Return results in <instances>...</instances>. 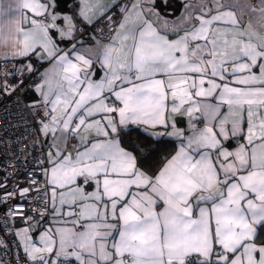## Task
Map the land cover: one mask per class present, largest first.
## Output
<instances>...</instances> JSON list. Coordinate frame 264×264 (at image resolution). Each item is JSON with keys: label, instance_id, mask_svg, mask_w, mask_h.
Instances as JSON below:
<instances>
[{"label": "snow or ice", "instance_id": "1", "mask_svg": "<svg viewBox=\"0 0 264 264\" xmlns=\"http://www.w3.org/2000/svg\"><path fill=\"white\" fill-rule=\"evenodd\" d=\"M211 2L215 14L196 0L169 20L157 0H136L114 24L107 8L82 0L83 21L105 16L115 32L97 57L103 72L93 73L91 58L75 44L73 58L50 32L69 42L82 34L73 16L55 11L57 0H0V40L19 45L16 56L54 61L37 88L50 105L44 133L79 141L49 157L52 210L77 209L66 213L73 227L38 241L18 233L30 264H264V0ZM25 10L50 23L31 19L25 29ZM213 96L218 103L198 99ZM183 116L189 135L176 126ZM201 117L198 128L192 120ZM142 126L179 140L154 173L121 143Z\"/></svg>", "mask_w": 264, "mask_h": 264}, {"label": "built area", "instance_id": "2", "mask_svg": "<svg viewBox=\"0 0 264 264\" xmlns=\"http://www.w3.org/2000/svg\"><path fill=\"white\" fill-rule=\"evenodd\" d=\"M129 0L117 2L105 16L118 24L120 8ZM115 4V5H116ZM101 16L82 29L79 38L95 35L108 41L113 30ZM46 20V16H42ZM27 61L8 57L0 59V261L3 264H30L17 244V222L33 231L51 218L47 170L50 167L48 144L41 133L50 105L31 101L27 93L42 79L41 70L31 71ZM71 141H77L73 138ZM28 191L25 193L24 190ZM54 259V258H53ZM73 264H76L73 261Z\"/></svg>", "mask_w": 264, "mask_h": 264}, {"label": "crops", "instance_id": "3", "mask_svg": "<svg viewBox=\"0 0 264 264\" xmlns=\"http://www.w3.org/2000/svg\"><path fill=\"white\" fill-rule=\"evenodd\" d=\"M119 1H121V0H92V2L95 4H98V6L100 8H107L108 10L111 9ZM4 2H5V4H7V3H9V0H4ZM41 2H46V0H41ZM135 2H136V0H129L126 8L130 9L132 4ZM185 2L195 3L196 0H167V4L169 3L168 5L167 4L164 5V4L160 3V0H157V3L159 4L158 10L167 19L174 20L177 17H179L181 15V13L184 11L182 5ZM221 2H224V0H221ZM237 2L240 4H243V3H245V0H237ZM252 2L253 3H259V0H252ZM71 4H73V5H71ZM70 5H71V7H70ZM81 6H82V0H70V2L68 3L69 9H65V7H63L61 5V8L64 9V11L63 12L59 11L57 8L58 7V3H57L55 11H57L61 16H64V15L73 16L74 22L77 24V27L82 31V29H84L88 25H91L92 23L89 24L86 21H83L82 17L79 16ZM209 7L213 8L212 14H215V5L211 2V0H209ZM73 8H74V10H72ZM166 10H172L173 12L175 10V11H179V12L175 16H171L173 13H168L171 11L167 12ZM225 10H228V9H221V11H225ZM231 10L237 11V9H231ZM245 11H247V9H245ZM237 14L239 15V12ZM122 15L120 16L119 21L122 19ZM255 15H257V14H253V16H255ZM20 19H21V25L25 29H31L32 28V25L30 23H27V21L31 20V19H35L38 22L44 23V24L50 23V19L46 18V20H43L42 16L34 15L33 13H31L27 10L24 11V16L20 17ZM119 21H118V23H119ZM57 23L61 24V26H63L62 21L58 20ZM253 29L256 31H260V27L256 23H253ZM50 32H51V34L55 35V39L57 40L59 48L62 51L69 52L71 54V56L74 58L75 52L73 51V44H75L76 50H79L81 52V54L91 58L94 61V66H93L92 72L93 73H97V72L102 73L103 72V69H101L99 67V63L97 62V57L100 54V52L102 51V46L111 43L112 38L115 35V32L112 34L111 39L108 41L101 40L93 34V35H90V37L79 38L78 42H69L67 40H61L59 37V33L56 32L55 29H51ZM4 33L6 36L9 34V29H8L7 24L4 25ZM77 35H79V33ZM170 38H174V37L170 36ZM19 48H20V46L16 45L13 42V40L10 38L7 40H0V59H5L8 57L21 59L23 61L29 62L34 69L41 70L42 79H41L40 83L33 90L30 91L29 98L31 101H40V100L44 101V96L42 95V93L40 91H37V88L43 83V74L46 72H49L52 69L54 61H49L47 59H40L36 55H29L26 57L14 55V53L19 51ZM97 78L102 79L103 76L102 75H100L99 77H97L96 75L92 76L93 80H95ZM217 82H220V81L217 80ZM205 87H207V84L205 85ZM44 91L45 92L47 91V86H45ZM198 99L203 103H213V104L218 103V100L216 99L215 96H213V97H201ZM186 106L187 105H185V107ZM224 110L225 109H222V111H224ZM194 115L198 116L200 114L196 113ZM49 119L50 118H48V120L44 123H48ZM192 123L195 124L198 128H202L204 126V121H203L202 117L200 120L193 119ZM176 126L178 128L183 129L185 131L186 135L191 134L189 117H187V116L177 117V125ZM149 129L151 130V132L153 131L151 128H149ZM155 131L163 132V131H165V129L158 127L157 129H155ZM167 131H171V128H169ZM41 133H42V136L44 137V139L46 140V142L48 144L49 157H50V154L52 157H55L57 149L59 148V149L63 150L65 147V143H67V146H68L67 150L68 151H72L74 147L79 146L78 139L73 138L70 133H64L63 134V136L68 137L66 142L64 139H62V134L60 131H57L55 133V135H53L52 132H48L47 134H45L43 131V127L41 125ZM153 136L154 137H161V136H155V135H153ZM165 137H169V138L176 140L177 147H176L174 153L172 154V155H174L178 146H179V140H177L175 137H170L167 135H165ZM72 138L74 140H76L77 143L76 142L73 143L71 141ZM122 146L125 147L126 150H128V151L134 152L133 149L125 146L123 143H122ZM232 147H236V145L233 144ZM134 154H135V152H134ZM49 161H50V158H49ZM51 167H52V164L50 162V167L47 170V173H48L47 174V181H48V189H49V194H50V205H51V212H52L51 218L48 221H46L45 223H43L41 225V227L36 231H33L30 228H28L22 221H18L16 223L17 224V239L16 240H17V244H18L19 248L21 249V251L24 255H26L24 252V242H23L21 235H18V233H21V231L23 229H28L29 230L28 235H30L34 241H38L40 234H42L47 229H50L54 233L56 228H72L73 227V225L71 224V221L73 219H75V217L74 216H68V215H66V213L70 210H77V209H74V208L70 209L68 205H65L64 209H63V212L65 214H62V215H57L52 210V195H51L52 185L50 184V172H49V169ZM56 201H57V207L59 208V196H57ZM76 230L79 231L80 229L77 228ZM57 239H58V237H57ZM58 246L59 245L57 244V247ZM53 258L55 259V257H53ZM61 259H63V258H61ZM0 264H3V263L0 261Z\"/></svg>", "mask_w": 264, "mask_h": 264}, {"label": "trees", "instance_id": "4", "mask_svg": "<svg viewBox=\"0 0 264 264\" xmlns=\"http://www.w3.org/2000/svg\"><path fill=\"white\" fill-rule=\"evenodd\" d=\"M72 10H74V8ZM166 11H171L168 12L173 13L171 16H175L179 12L175 10L174 12L172 10ZM88 37H90V35ZM29 96L30 92L27 93V98L30 100ZM150 133V129L145 131L143 127L135 128L129 131V134L124 136L121 142L134 150L135 154L138 156L139 165L143 170L154 173L163 166L164 158L170 157L174 153L177 142L165 136L154 137L150 135ZM137 148H139V152L136 151ZM259 242H264V237H261Z\"/></svg>", "mask_w": 264, "mask_h": 264}, {"label": "water", "instance_id": "5", "mask_svg": "<svg viewBox=\"0 0 264 264\" xmlns=\"http://www.w3.org/2000/svg\"><path fill=\"white\" fill-rule=\"evenodd\" d=\"M70 2V0H57V3H58V10L59 11H64V9H62L61 8V5L63 6V7H65V9H69V7H68V3Z\"/></svg>", "mask_w": 264, "mask_h": 264}]
</instances>
